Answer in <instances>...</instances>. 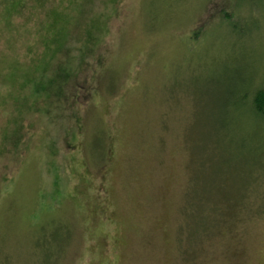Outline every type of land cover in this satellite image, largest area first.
Returning a JSON list of instances; mask_svg holds the SVG:
<instances>
[{"label": "rangeland", "instance_id": "1", "mask_svg": "<svg viewBox=\"0 0 264 264\" xmlns=\"http://www.w3.org/2000/svg\"><path fill=\"white\" fill-rule=\"evenodd\" d=\"M264 0H0V264H264Z\"/></svg>", "mask_w": 264, "mask_h": 264}, {"label": "trees", "instance_id": "2", "mask_svg": "<svg viewBox=\"0 0 264 264\" xmlns=\"http://www.w3.org/2000/svg\"><path fill=\"white\" fill-rule=\"evenodd\" d=\"M252 97V105L254 106V110L257 115L264 120V87H259L255 91L247 92L245 99L248 97Z\"/></svg>", "mask_w": 264, "mask_h": 264}]
</instances>
